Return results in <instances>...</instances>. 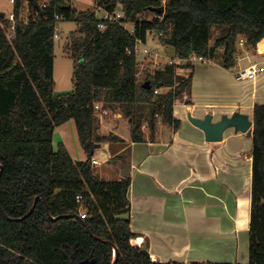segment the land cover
Segmentation results:
<instances>
[{"label":"trees","instance_id":"1","mask_svg":"<svg viewBox=\"0 0 264 264\" xmlns=\"http://www.w3.org/2000/svg\"><path fill=\"white\" fill-rule=\"evenodd\" d=\"M66 2L14 0L13 28L5 14L0 16V264H185L155 260L135 246L137 233L129 222L131 177L99 178L90 161L92 149L102 142H120L126 149L129 142L154 139L160 123L179 126L174 101L189 92L195 64L166 63L146 71L143 79L152 86L145 89L137 78L136 45L145 43L148 33L157 34L180 59H212L222 49V65L231 68L239 39L252 48L264 39V0H99L108 11L120 2L124 15L118 21ZM158 6L164 7L162 13L153 11ZM21 8L27 9L25 22ZM56 15L77 25L64 45L73 59V90L60 95L53 94V33L61 21ZM216 27L219 35L210 44ZM178 67L184 68L180 74ZM157 82L169 88L159 97L153 92ZM99 102L129 118V142L114 133H97L93 106ZM145 105L150 109L146 116ZM70 119L86 151L83 160L73 159L63 142L56 149L52 144L55 127ZM252 121L244 264H264V104L254 105ZM115 156L122 159L121 154L111 158ZM77 194H82L81 204ZM79 210L87 217L81 219Z\"/></svg>","mask_w":264,"mask_h":264},{"label":"crops","instance_id":"2","mask_svg":"<svg viewBox=\"0 0 264 264\" xmlns=\"http://www.w3.org/2000/svg\"><path fill=\"white\" fill-rule=\"evenodd\" d=\"M263 41L254 48L238 44L237 62L231 68H225L221 58L216 65L197 63L202 66L194 69L188 102L173 105L177 129L160 123L154 139L124 138L127 152H118L125 153L131 177L130 228L137 233L134 243H145L155 260H248L252 132L248 136L229 127L222 140L208 142L188 114L203 118L210 113L215 122L238 111L253 120L254 105L264 104V48L259 47ZM222 52L216 51L220 57ZM251 65L258 69L256 77L238 80L236 71ZM106 149L102 143L99 154ZM103 154L108 161L110 154ZM112 166L116 179L122 177L117 164Z\"/></svg>","mask_w":264,"mask_h":264},{"label":"rangeland","instance_id":"3","mask_svg":"<svg viewBox=\"0 0 264 264\" xmlns=\"http://www.w3.org/2000/svg\"><path fill=\"white\" fill-rule=\"evenodd\" d=\"M99 0H67V4L71 7L75 8L76 10H92L96 9L98 6H101L102 4L98 3ZM119 1V0H116ZM118 6L117 8L121 9L120 2H117ZM3 12L5 16L7 17L10 13L14 12V0H0V13ZM27 9L21 12V15L26 14ZM97 16L102 15V10L97 12ZM153 14H150V17H152ZM77 28V25L75 21L73 20H61L56 24V31L58 32V37L54 38V60H53V78H54V95H60L69 93L73 90V82H72V73H73V59L64 53V45L66 44V41L68 39L69 34L74 31ZM219 35V29L213 28V37L210 40V44L213 43L214 39ZM147 47L149 50H151L155 55L152 57V59L145 58V55L142 53V48ZM137 51H136V59L138 62V80L144 81V75L146 71H152L156 67L168 63L169 59L176 60L177 56H175L174 51L171 47L166 46L162 44L157 37V34L154 33H148L147 40L145 43H138L136 45ZM220 55L216 53V57L212 59H208V61L200 62V63H208L210 62L213 65H216L219 61ZM155 62L160 63L154 64ZM193 64L199 63L198 61L192 62ZM195 66V65H194ZM201 64H197L195 67H200ZM194 67V69H195ZM184 71V68H176V73L180 74ZM169 90L168 87H158L153 90L155 97H159L160 95H163ZM187 94V93H183ZM187 98H183V95L179 98H177L174 103H180V102H187ZM100 103V102H99ZM102 104V103H100ZM179 105V104H178ZM178 105H175L176 109H178ZM185 107V106H184ZM107 114L103 117L98 116V122H97V133L98 134H107V133H114L122 138L130 139V123L129 118L123 115V112L116 108V109H106ZM150 111L149 106L145 105V108H143V115H148V112ZM145 134H148L147 128L144 126L142 127ZM125 139V140H127ZM63 142L71 157L76 160H83L86 158V151L83 148V146L80 144L75 123L73 119H70L63 124L56 126L54 129V133L52 136V144L54 149H56V146L58 142ZM105 143L107 146V149L105 150L106 153L110 154L112 157L114 154H120V151L124 144L120 142L115 143H108V142H102ZM100 143V144H102ZM93 153L95 157H97L100 160V164L98 165H92L94 172L97 174V176L104 180H114L117 178L118 172L113 171V163L117 164V168H120V171L122 170L123 163L119 162L120 159H118V156H115V158H110L108 161H104V154L105 151L102 152V154L98 152L100 148H93ZM123 152H127V149H123ZM106 156V155H105Z\"/></svg>","mask_w":264,"mask_h":264},{"label":"water","instance_id":"4","mask_svg":"<svg viewBox=\"0 0 264 264\" xmlns=\"http://www.w3.org/2000/svg\"><path fill=\"white\" fill-rule=\"evenodd\" d=\"M38 8L40 9L39 5H38ZM153 11L162 13L164 11V7L163 6L154 7ZM3 15L4 13L1 12L0 16H3ZM151 86L152 85L149 80H145L142 83V87H144L145 89H150ZM155 86L157 88L161 87L162 82H157ZM211 118H212V115L210 113H206L203 118H197V117L192 116L190 113L188 114V119L195 126L199 127L204 132L205 140L208 142H217V141L222 140L223 132L229 127H233L235 131L246 132L248 136L251 135L252 120L249 119L248 115L245 113L235 111L230 116L222 115L220 119L215 122L212 121ZM100 145H101L100 143H96L93 148L100 147ZM124 156H125V153H122V163H123V167L121 170L122 177L129 175V166ZM35 202H36V199L33 201L29 211L27 212L26 215H24V217L31 213ZM140 248L142 251H145V252L147 251V246L145 243H142ZM113 249H114V257H116L117 248L115 245H113ZM185 264H193V263H185Z\"/></svg>","mask_w":264,"mask_h":264},{"label":"built area","instance_id":"5","mask_svg":"<svg viewBox=\"0 0 264 264\" xmlns=\"http://www.w3.org/2000/svg\"><path fill=\"white\" fill-rule=\"evenodd\" d=\"M163 2H165V0H163ZM45 4L46 3H44L43 5L45 6ZM95 10H96V13L98 11L102 10V12H103L102 15L98 16V17L100 19H106V20H109V21H118L124 15L121 11L118 10V8H116L113 11H108L102 5L98 6ZM20 11L22 12L23 9L21 8ZM7 18H8L9 21H11V24H12L11 28H13V25H14V23L16 21L14 13H10L7 16ZM55 18L59 19V20H62V18L59 17L58 15H56ZM21 20L23 22L26 21V18H25L24 15H21ZM122 24H123L124 27L128 28V30L133 31L132 27H130L127 22H124ZM104 26L105 25H104L103 20L98 23V27L100 29H103ZM53 37L54 38L58 37V32L56 31V25H55V28H54ZM138 43H141V42H138ZM242 43H243V39H239L238 44L242 45ZM136 51H137V48H136ZM142 53L145 55V58L147 57L148 59H152V57L155 55V53H153L147 47H143L142 48ZM191 61L192 62H195V61H198V62H202L203 61V62H205V61H208V59L203 58L202 56H191L188 59H180L179 57H177L176 60L169 59L168 63L169 64H182V63L191 62ZM156 63L160 65V63L154 61V64H156ZM257 72H258V69L254 65H251V66L244 67V68H241V69L237 70L236 73H235V76H236V78L238 80L254 79L256 77ZM137 76H138V74H137ZM183 98H187V94H183ZM93 109H94L96 115L99 116V117H103L104 115L107 114L106 108H104L103 105L100 104V103H95L94 106H93ZM97 148H100V147H97ZM103 160L106 161L107 157L104 156ZM90 161H91L92 165L100 164V160L97 157H95L94 155H92ZM82 199H83L82 194H77L76 195V202L78 204H81ZM79 217L81 219L86 218L87 217L86 212L79 210ZM137 246H140V245H137Z\"/></svg>","mask_w":264,"mask_h":264},{"label":"bare ground","instance_id":"6","mask_svg":"<svg viewBox=\"0 0 264 264\" xmlns=\"http://www.w3.org/2000/svg\"><path fill=\"white\" fill-rule=\"evenodd\" d=\"M260 50H262L263 48H264V41H263V43H260ZM135 241H137V242H141V238H136V240Z\"/></svg>","mask_w":264,"mask_h":264},{"label":"clouds","instance_id":"7","mask_svg":"<svg viewBox=\"0 0 264 264\" xmlns=\"http://www.w3.org/2000/svg\"><path fill=\"white\" fill-rule=\"evenodd\" d=\"M135 246H137V245H135ZM141 246V245H140ZM140 246H138V247H140Z\"/></svg>","mask_w":264,"mask_h":264}]
</instances>
